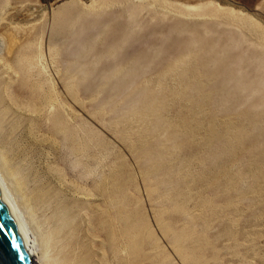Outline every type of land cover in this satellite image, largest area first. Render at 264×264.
Here are the masks:
<instances>
[{"label": "rangeland", "instance_id": "obj_1", "mask_svg": "<svg viewBox=\"0 0 264 264\" xmlns=\"http://www.w3.org/2000/svg\"><path fill=\"white\" fill-rule=\"evenodd\" d=\"M0 4V123L66 261L264 264V0Z\"/></svg>", "mask_w": 264, "mask_h": 264}, {"label": "bare ground", "instance_id": "obj_2", "mask_svg": "<svg viewBox=\"0 0 264 264\" xmlns=\"http://www.w3.org/2000/svg\"><path fill=\"white\" fill-rule=\"evenodd\" d=\"M4 24L8 26V32L2 38L6 40L7 54L8 57L13 59L14 64V67L10 63L6 64L5 79L9 81L10 75H16L19 71L26 77L27 67L30 66L29 58L15 55L14 29L17 26L11 21H6ZM0 76L2 77L1 74ZM5 95V93L0 95V106L6 111L7 108L3 105ZM25 113L26 111L22 114ZM5 115H8V110ZM13 118L15 119V117ZM2 120L6 121L5 118ZM3 125V123H0V193L16 221L25 246L31 255V264H71L66 261L62 251L64 241L59 233L60 227L56 228L63 219L62 212L58 211L60 206H47L51 199V191H47L46 180L36 177L34 181L29 180L25 184L22 183V180H26V176L29 174L26 172L31 171V169L22 167L25 161L21 160L23 158L21 156L28 154L29 150L24 148L20 149V153L16 151L19 148L11 144L12 140H10L15 135V132L14 130L8 132L2 130ZM7 135L8 140L11 142H8ZM48 209H51V211L48 215H45ZM51 221L54 222L55 227H50L47 236V232L42 233V226L47 228ZM133 264L139 263L135 261Z\"/></svg>", "mask_w": 264, "mask_h": 264}, {"label": "water", "instance_id": "obj_3", "mask_svg": "<svg viewBox=\"0 0 264 264\" xmlns=\"http://www.w3.org/2000/svg\"><path fill=\"white\" fill-rule=\"evenodd\" d=\"M0 264H31V255L25 246L16 221L0 193Z\"/></svg>", "mask_w": 264, "mask_h": 264}]
</instances>
